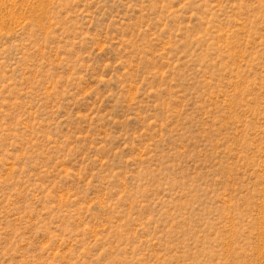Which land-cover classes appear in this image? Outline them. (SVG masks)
<instances>
[{
    "label": "rangeland",
    "instance_id": "1",
    "mask_svg": "<svg viewBox=\"0 0 264 264\" xmlns=\"http://www.w3.org/2000/svg\"><path fill=\"white\" fill-rule=\"evenodd\" d=\"M0 264H264V0H0Z\"/></svg>",
    "mask_w": 264,
    "mask_h": 264
},
{
    "label": "bare ground",
    "instance_id": "2",
    "mask_svg": "<svg viewBox=\"0 0 264 264\" xmlns=\"http://www.w3.org/2000/svg\"><path fill=\"white\" fill-rule=\"evenodd\" d=\"M263 253V252H262Z\"/></svg>",
    "mask_w": 264,
    "mask_h": 264
}]
</instances>
